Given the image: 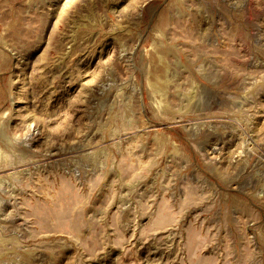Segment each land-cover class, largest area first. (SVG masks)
<instances>
[{"label":"rangeland","instance_id":"rangeland-1","mask_svg":"<svg viewBox=\"0 0 264 264\" xmlns=\"http://www.w3.org/2000/svg\"><path fill=\"white\" fill-rule=\"evenodd\" d=\"M0 264H264V0H0Z\"/></svg>","mask_w":264,"mask_h":264}]
</instances>
